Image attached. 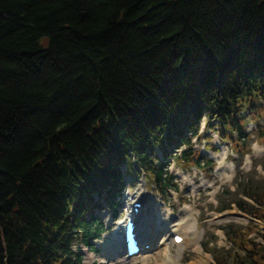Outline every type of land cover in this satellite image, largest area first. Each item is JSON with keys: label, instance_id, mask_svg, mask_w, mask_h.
<instances>
[{"label": "trees", "instance_id": "trees-1", "mask_svg": "<svg viewBox=\"0 0 264 264\" xmlns=\"http://www.w3.org/2000/svg\"><path fill=\"white\" fill-rule=\"evenodd\" d=\"M263 105L264 0H0V264H83L126 178L176 190L204 118L246 155ZM227 235L216 264H264V229Z\"/></svg>", "mask_w": 264, "mask_h": 264}, {"label": "rangeland", "instance_id": "rangeland-1", "mask_svg": "<svg viewBox=\"0 0 264 264\" xmlns=\"http://www.w3.org/2000/svg\"><path fill=\"white\" fill-rule=\"evenodd\" d=\"M261 113L264 118V109ZM263 118L259 121L260 117L258 119L253 115L251 119H244L243 123L246 127L251 120L257 124L253 129L254 136L250 137L251 150L246 155L241 156L232 151L234 148L230 144L227 145L229 151L226 166H229V169L220 167L219 159L216 158L217 155L224 156L222 148L217 147V143L215 145L213 138H207V141L211 139L210 143L215 147H212L210 143L208 145L207 141V150L203 148L204 142H197L195 147L202 152L203 165L201 167H178L174 160H171L169 170L177 178L175 181L176 190H170L167 195L163 196L149 182L142 183L140 179L136 184L130 182V186L125 189L123 195L117 201L119 206L117 213H114L106 205H104V210L97 213L107 223L108 230L101 239L95 242L96 251L90 248L86 249L83 245L75 248V251L82 255L83 264H148L150 260L155 261L161 250L164 251V247L157 246L156 241L158 239L162 241L165 235L170 234V232L167 234V232L157 230L165 224V212L170 211L175 216L172 220L173 225L184 216L182 209L185 206L190 207L196 216L202 252L198 253L192 245L187 246L184 250H181V264H190L195 260H201L206 264H216L217 257H222L227 262L232 252V243L227 235L229 226L245 228L249 224H255L258 230L264 229V224L261 221L250 217L238 207L239 202L255 205L248 194H253L255 197L264 200V152L260 154L256 152V147L264 150ZM261 127L263 132L259 131ZM210 133L209 131L204 137L206 135L210 137ZM193 141L196 142V139ZM198 144L201 145L200 148L197 147ZM248 159L249 164L247 163ZM124 173L127 174V171L124 170ZM141 192L143 193L141 194ZM132 198L133 200L130 201ZM135 201H140L143 204L139 215L142 220L139 224L140 228L149 222L150 213L154 214L158 211L155 217L160 219V225H156V228L154 227V230L150 231V236L147 237L148 240L145 239L141 243L142 246L149 245L150 249L132 258L124 255V248L121 249L120 254L111 255L112 247L107 244L111 243L114 235H118L123 240L124 215L127 207H129L128 205L131 207V204ZM232 212L243 214L244 218H239L237 221L220 219L222 214ZM187 233L190 239H194L195 236L192 232ZM256 233L257 231L251 232L249 237L258 238ZM177 250V246H172L170 253L176 255ZM160 260V264H163V260Z\"/></svg>", "mask_w": 264, "mask_h": 264}, {"label": "bare ground", "instance_id": "bare-ground-1", "mask_svg": "<svg viewBox=\"0 0 264 264\" xmlns=\"http://www.w3.org/2000/svg\"><path fill=\"white\" fill-rule=\"evenodd\" d=\"M256 152L257 154H260V153H263L264 150H262V148L256 147ZM225 155L226 154H224V156ZM224 156L222 157H220L219 155L216 156V158L219 159V166L229 168V166H226ZM247 161H248L247 163L249 164L250 163L249 159ZM142 193L143 192H141V194ZM141 194H139V196H141ZM137 202L139 201H135L133 204ZM157 212H155L154 214L150 213L149 222L145 223L146 225L144 224V226H141L140 228V236L144 240L145 239L148 240L147 237L148 235L150 236V233H151L150 231L152 229L154 230V227L156 228V225H160L161 223L160 219H156L155 217V214H157ZM182 214L184 215L182 219L178 220L176 223L172 225V222H173L172 220L173 218H175V216H173V214L170 211L165 212V217H164L165 224L162 227H159L157 230L158 231L160 230L159 232H167V234L170 232V234L165 235L162 241L161 239H158L156 241L157 246L164 247L163 249L164 251L161 250V252L159 253L160 258L159 257L155 258V261L150 260L148 264H160L159 262L160 259L163 260V264H167V263L181 264V250H184V248H186L189 245H192L198 253L202 252L201 237H200V232L197 228L198 226H197L196 216L194 215L192 209L188 206H185L182 209ZM216 219L218 218L216 217ZM227 220L237 221L239 220V218H236L235 216H228ZM141 221L142 220L140 219V222ZM187 232H192L195 236L194 239H190ZM178 234L184 237V241L180 245H176L174 243V237ZM122 244H123V240H121L118 235H114V238H112L111 243L107 244L110 247H112L111 252H110L111 255L120 254L121 249L124 248ZM172 246L178 247L176 255H172L170 253V248ZM124 255L126 256L125 250H124ZM190 264H206V262H203L201 260H195L194 262Z\"/></svg>", "mask_w": 264, "mask_h": 264}, {"label": "water", "instance_id": "water-1", "mask_svg": "<svg viewBox=\"0 0 264 264\" xmlns=\"http://www.w3.org/2000/svg\"><path fill=\"white\" fill-rule=\"evenodd\" d=\"M228 216H236V214H228V215H225L223 218H227Z\"/></svg>", "mask_w": 264, "mask_h": 264}]
</instances>
